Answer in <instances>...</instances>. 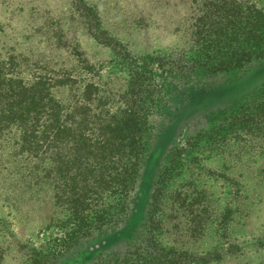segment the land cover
<instances>
[{"label": "rangeland", "instance_id": "obj_1", "mask_svg": "<svg viewBox=\"0 0 264 264\" xmlns=\"http://www.w3.org/2000/svg\"><path fill=\"white\" fill-rule=\"evenodd\" d=\"M263 48L264 0H0V61L27 59L67 80L55 99L110 152L106 166L111 155L129 165L145 148L121 202L118 185L103 184L112 172L103 161L91 172L71 165L87 186L82 204L68 194L70 208L43 175L49 161L6 146L0 264H264V140L232 126L262 98L264 54L247 52ZM122 115L137 123L133 142L111 137ZM84 156L92 165L103 154ZM75 212L117 224L46 259Z\"/></svg>", "mask_w": 264, "mask_h": 264}, {"label": "trees", "instance_id": "obj_2", "mask_svg": "<svg viewBox=\"0 0 264 264\" xmlns=\"http://www.w3.org/2000/svg\"><path fill=\"white\" fill-rule=\"evenodd\" d=\"M86 18L88 17L86 16ZM255 20L256 18L252 22H255ZM251 33L253 36L256 35L254 28ZM261 54H264V48L254 52H247V55L250 56L249 60L252 61L261 60ZM242 67L244 65L239 66V68ZM253 67L251 66L250 68ZM42 68L44 70L47 69L45 66ZM61 82L65 84L68 81L61 76L58 77L57 74L54 75L52 72L42 73V69L39 68L37 62L34 65H29L27 59L19 61L13 56L8 57L4 62L0 61V172L5 168L9 156V154L4 153V149L10 143L13 148L12 154L15 153L20 156L19 159L24 158L23 155H27L34 160L49 161L51 169L45 171L46 173H43V175L46 180L51 181L53 186L57 188L56 198H59V194L62 193L69 207L74 208L71 205L68 194H72L76 202L82 204L80 199H77V193L87 186V183L85 180L79 179V175L71 177V165L79 167L77 169L83 167L85 171L89 170L91 172L98 165L102 167L104 162V168H109L112 172L105 175L103 184L107 188H113L114 185H118L114 189L119 190L121 202L134 189L135 177L138 166L142 162V153H144L145 148H140L139 144L134 148L137 151H133L135 154L132 159H128L130 160L129 165L123 163L120 157L111 155L109 157L111 160L106 166L105 154L107 153L109 156L110 152L102 151L104 146L100 145L99 142H92L84 134L83 127L74 126V123L78 121L77 115L79 113L77 111L66 113L60 110V105L56 101L53 91L58 85L64 87ZM114 120L116 121L114 125H109V131H112L111 137L117 138L118 133H126L125 135L128 139L133 142L132 133L137 126L135 119H131V117L125 118L122 115L121 118ZM96 121L97 126H101L104 138L106 126L100 124L105 121H103L101 115L96 117ZM78 122H81V119ZM89 123L90 121L88 120L87 124ZM97 126L96 130L99 132ZM232 126H234L235 130H240L244 137L251 134L257 140H264V92L262 98L255 103L252 110L240 118L232 119ZM131 142L125 144V147L128 148L134 144ZM102 143H104V139ZM118 147L120 149V146ZM85 152L88 156L87 159L90 158V155L96 159V156L103 154L101 156L102 160L94 161L92 165H89L84 160ZM68 154L71 157L73 156L74 160H71ZM37 171L38 166H34L33 171H31L34 179L40 176ZM92 196L97 197L95 193ZM93 198H84L83 205L88 211L89 202ZM79 204H76L75 207H79ZM118 214L119 212L114 216ZM74 215L77 216L76 223L69 232H66L64 236L54 242L47 252L46 259L50 256L52 259L57 260L70 247L90 234L102 229L114 228L117 224V219L115 221H106L104 216L90 222V219L79 218L77 212ZM157 259L168 263L173 260L168 256L157 257ZM42 260L41 258L39 261Z\"/></svg>", "mask_w": 264, "mask_h": 264}, {"label": "flooded vegetation", "instance_id": "obj_3", "mask_svg": "<svg viewBox=\"0 0 264 264\" xmlns=\"http://www.w3.org/2000/svg\"><path fill=\"white\" fill-rule=\"evenodd\" d=\"M135 186V185H134ZM118 216V215H117Z\"/></svg>", "mask_w": 264, "mask_h": 264}]
</instances>
